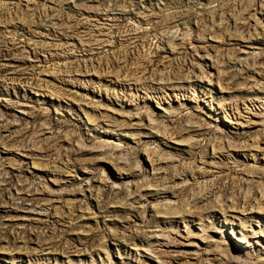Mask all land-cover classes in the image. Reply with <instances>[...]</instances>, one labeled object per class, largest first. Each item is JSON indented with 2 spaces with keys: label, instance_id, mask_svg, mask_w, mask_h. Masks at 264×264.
I'll use <instances>...</instances> for the list:
<instances>
[{
  "label": "rangeland",
  "instance_id": "obj_1",
  "mask_svg": "<svg viewBox=\"0 0 264 264\" xmlns=\"http://www.w3.org/2000/svg\"><path fill=\"white\" fill-rule=\"evenodd\" d=\"M0 264H264V0H0Z\"/></svg>",
  "mask_w": 264,
  "mask_h": 264
}]
</instances>
